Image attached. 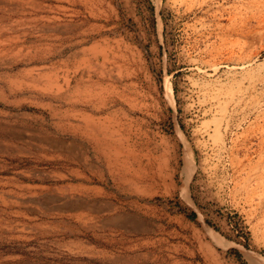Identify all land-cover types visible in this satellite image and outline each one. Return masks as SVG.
<instances>
[{
  "label": "rangeland",
  "instance_id": "1",
  "mask_svg": "<svg viewBox=\"0 0 264 264\" xmlns=\"http://www.w3.org/2000/svg\"><path fill=\"white\" fill-rule=\"evenodd\" d=\"M0 264H264V0H0Z\"/></svg>",
  "mask_w": 264,
  "mask_h": 264
},
{
  "label": "bare ground",
  "instance_id": "2",
  "mask_svg": "<svg viewBox=\"0 0 264 264\" xmlns=\"http://www.w3.org/2000/svg\"><path fill=\"white\" fill-rule=\"evenodd\" d=\"M90 69V68H89ZM101 78V75L99 76ZM89 78V77H88ZM100 117V116H99ZM86 119V118H85ZM96 119V118H95ZM92 118L90 116H87V119H86V126L85 127H88L89 130L93 133H97L99 136L101 135L102 136V141H103V144H105V151H107V153H111L113 155H117V151H116V148H113L112 144H113V133L109 132L108 130V127L106 126V124H100V123H95V122H92ZM100 119L97 120V122L99 121ZM102 120V119H101ZM95 121V120H94ZM109 126V125H108ZM87 128V129H88ZM110 128V127H109ZM113 130V129H112ZM92 133V134H93ZM92 136V135H91ZM116 138V137H115ZM101 141V142H102ZM100 142V144H101ZM115 144V142H114ZM116 152V153H115Z\"/></svg>",
  "mask_w": 264,
  "mask_h": 264
}]
</instances>
